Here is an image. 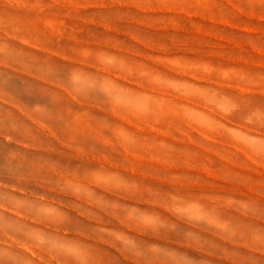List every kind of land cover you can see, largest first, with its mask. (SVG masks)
I'll use <instances>...</instances> for the list:
<instances>
[{"label": "rangeland", "instance_id": "rangeland-1", "mask_svg": "<svg viewBox=\"0 0 264 264\" xmlns=\"http://www.w3.org/2000/svg\"><path fill=\"white\" fill-rule=\"evenodd\" d=\"M0 264H264V0H0Z\"/></svg>", "mask_w": 264, "mask_h": 264}]
</instances>
